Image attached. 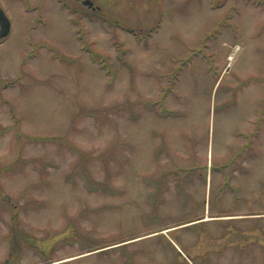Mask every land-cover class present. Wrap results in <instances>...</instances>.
<instances>
[{
    "label": "rangeland",
    "instance_id": "1",
    "mask_svg": "<svg viewBox=\"0 0 264 264\" xmlns=\"http://www.w3.org/2000/svg\"><path fill=\"white\" fill-rule=\"evenodd\" d=\"M59 3L0 0V264H264V0Z\"/></svg>",
    "mask_w": 264,
    "mask_h": 264
},
{
    "label": "flooded vegetation",
    "instance_id": "2",
    "mask_svg": "<svg viewBox=\"0 0 264 264\" xmlns=\"http://www.w3.org/2000/svg\"><path fill=\"white\" fill-rule=\"evenodd\" d=\"M58 1H60L59 6L63 5L67 10L73 12L75 16H79V19L82 20L86 16L88 17L91 12L98 14H105L108 12V10L106 9L107 7L105 5H102L107 4L108 0H65V2H63L62 0ZM73 20L75 21V18ZM3 40L4 39H1L0 41Z\"/></svg>",
    "mask_w": 264,
    "mask_h": 264
},
{
    "label": "water",
    "instance_id": "3",
    "mask_svg": "<svg viewBox=\"0 0 264 264\" xmlns=\"http://www.w3.org/2000/svg\"><path fill=\"white\" fill-rule=\"evenodd\" d=\"M12 28V23L0 4V39L7 37Z\"/></svg>",
    "mask_w": 264,
    "mask_h": 264
},
{
    "label": "trees",
    "instance_id": "4",
    "mask_svg": "<svg viewBox=\"0 0 264 264\" xmlns=\"http://www.w3.org/2000/svg\"><path fill=\"white\" fill-rule=\"evenodd\" d=\"M96 16L99 17V18H101V19H104V20H109L108 17H105V16H103V15H100V16H99V14H97ZM96 16L92 15L93 18H95ZM77 23H78V22H77ZM123 27H125V26H123ZM125 28H126V27H125ZM259 130H260V126L257 125V127H256V131L254 132V134H258ZM37 138H39V137H37ZM44 139L47 140L46 138H44Z\"/></svg>",
    "mask_w": 264,
    "mask_h": 264
}]
</instances>
